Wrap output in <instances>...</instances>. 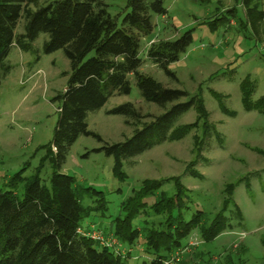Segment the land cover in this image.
<instances>
[{
  "label": "rangeland",
  "instance_id": "374dc122",
  "mask_svg": "<svg viewBox=\"0 0 264 264\" xmlns=\"http://www.w3.org/2000/svg\"><path fill=\"white\" fill-rule=\"evenodd\" d=\"M37 1L43 6L54 0ZM126 2L107 0V12L113 17L118 15ZM251 2L264 13V0ZM163 6L166 16H152V35L140 40L139 72L164 87L200 97L210 128L202 135L199 124L180 140L165 141L124 160L125 180L119 182L111 172L112 158L94 150L130 138L135 126L126 125L124 117L107 115L106 111L130 103L141 115H149L141 123L163 112L141 99L131 76L128 95L113 96L101 109L87 114L88 130L102 142L78 137L59 173L104 194L105 216L89 217L82 223L85 226L91 220L101 232H104L101 228L121 214L120 204L143 180L179 178L188 196L186 221L195 212L211 219L222 208L225 186L233 184L232 202L224 213L230 228L210 242H203L194 230L181 242L184 246L175 250L183 253L173 264H264V114L245 112L239 89L247 77L253 84L251 100L264 97V20L249 27L244 19L247 10L243 0H163ZM121 19L122 15L118 23ZM187 30H192V42L179 60L169 66L173 80L146 58V52L151 44L174 40ZM22 32L20 21L16 33ZM46 39V35H40L33 44V52L21 56V60L17 52H11L8 58L11 70L3 77L0 71V185L23 168L24 178L32 176L45 154L43 148L53 137L58 104L52 100L64 90L67 77L63 73L70 68L62 50L42 53ZM25 60L30 62L31 71L22 75ZM211 92L219 95L224 107L234 113L233 117L219 110ZM196 120V112L191 109L176 120L175 126L193 124ZM196 137L201 143L198 155ZM190 163L199 179L189 175ZM51 173V166L45 163L40 173L43 186H49ZM161 191L172 194L173 182H164ZM17 192L22 193V185ZM82 204L87 206L91 201L85 198ZM140 243L141 240L131 248L126 247L130 253L124 264H149Z\"/></svg>",
  "mask_w": 264,
  "mask_h": 264
},
{
  "label": "trees",
  "instance_id": "16d2710c",
  "mask_svg": "<svg viewBox=\"0 0 264 264\" xmlns=\"http://www.w3.org/2000/svg\"><path fill=\"white\" fill-rule=\"evenodd\" d=\"M106 1L54 0L39 6L37 0H0L2 77L11 70L6 62L11 47L31 53L40 35L47 36L42 53L48 55L62 50L70 68L68 73H63L67 77L64 90L52 100L58 104V120L34 174L24 178L23 168L0 185V264H124L128 254L120 257L77 231L89 217L105 216L104 194L81 186L74 177L60 174L59 170L78 137H92L102 142L88 130L87 114L101 109L113 96L128 95L129 77L134 79L141 99L162 108L163 112L141 123L149 115H141L130 103L106 111L107 115L124 117L126 125L135 126L130 138L103 144L94 150L112 158L111 172L119 182L125 180L124 160L165 141L180 140L199 124L202 135L210 128L200 97H189L185 91L164 87L139 72L142 65L138 56L140 40L152 35V16L166 15L163 0H127L114 17L107 12ZM251 1L243 0V4L247 10L245 23L252 28L256 22L264 20V13ZM120 15L122 19L118 23ZM20 21L23 32L17 34ZM191 42L192 30H187L174 40L151 44L146 58L175 80L168 68L179 60ZM239 89L243 110L264 114V97L251 100L253 84L247 77L241 81ZM211 93L219 110L233 117L234 113L224 107L219 95ZM191 109L196 112V123L175 126L176 120ZM194 145L198 155L201 143L197 137ZM45 163L52 168L48 187L43 186L40 179ZM188 170L190 176L200 178L192 169V163ZM166 181L173 182L172 194L161 191ZM20 185L22 193L18 194ZM233 188V184L225 186L222 208L211 219L195 212L186 221L188 196L179 178L143 180L120 204L121 214L111 220L109 232L124 248H131L141 240L142 253L149 264H162L172 252L184 246L181 242L194 230L203 242H210L230 228L224 213L231 205ZM85 198L91 204L83 205ZM147 199H151L149 203ZM234 208L240 218L239 210L235 205Z\"/></svg>",
  "mask_w": 264,
  "mask_h": 264
},
{
  "label": "built area",
  "instance_id": "2783aa9c",
  "mask_svg": "<svg viewBox=\"0 0 264 264\" xmlns=\"http://www.w3.org/2000/svg\"><path fill=\"white\" fill-rule=\"evenodd\" d=\"M78 233L80 235L86 236L93 241H96L102 248L111 250L113 253L119 255L120 257H125L127 253H130L129 249H126L121 245L117 239L110 233H104L99 231L94 225H89L87 230L79 228ZM183 253V251H175L169 255L165 260L162 261V264H173L174 261Z\"/></svg>",
  "mask_w": 264,
  "mask_h": 264
},
{
  "label": "crops",
  "instance_id": "0c3cea01",
  "mask_svg": "<svg viewBox=\"0 0 264 264\" xmlns=\"http://www.w3.org/2000/svg\"><path fill=\"white\" fill-rule=\"evenodd\" d=\"M166 16V15H165ZM163 18V17H162ZM17 34H20V33H17ZM38 40V39H37ZM17 52L18 54H19V56H20V60H21V56H24L26 53H22L17 47H15V46H12L11 47V49H10V52H9V54H8V57H7V59H6V62L9 64V62H8V58H9V55H10V53L11 52ZM22 75H25V73L27 72V71H29V73H30V69H31V66H30V62L29 61H27V60H25V63L24 62H22ZM90 224H94V222L93 221H91V220H87V224L84 226H82L81 228L83 229V230H86V228L87 227H89V225ZM110 228V225L109 226H107V227H105V228H101V229H103V231H104V233H107V232H109V231H107L108 229Z\"/></svg>",
  "mask_w": 264,
  "mask_h": 264
}]
</instances>
